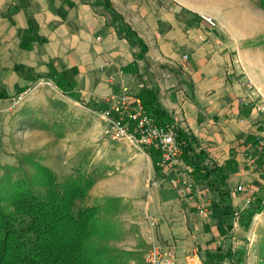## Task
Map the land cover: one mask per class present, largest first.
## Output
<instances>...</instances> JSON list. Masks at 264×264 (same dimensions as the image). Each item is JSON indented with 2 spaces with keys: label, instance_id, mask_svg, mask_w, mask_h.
Segmentation results:
<instances>
[{
  "label": "crops",
  "instance_id": "1",
  "mask_svg": "<svg viewBox=\"0 0 264 264\" xmlns=\"http://www.w3.org/2000/svg\"><path fill=\"white\" fill-rule=\"evenodd\" d=\"M93 1L0 0V118L45 138L36 150L52 147L54 128L71 145L101 140L102 123L87 112L108 108L119 85L107 76L131 67L122 78L131 100L154 89L173 124L196 139V165L182 156L184 167L161 174L149 147L101 140L97 155L112 166L84 203L117 200L111 218L118 248L130 254L126 264H144L154 243L173 245L180 260L194 249L205 264H257L249 252L264 226V129L240 83L250 79L254 97L264 98V10L256 0H108L146 46L137 59L140 48L118 36ZM71 69L72 96L50 79ZM54 100L77 106L78 116L52 128L47 116L34 114L38 102L52 112ZM256 207L263 208L247 219Z\"/></svg>",
  "mask_w": 264,
  "mask_h": 264
},
{
  "label": "trees",
  "instance_id": "2",
  "mask_svg": "<svg viewBox=\"0 0 264 264\" xmlns=\"http://www.w3.org/2000/svg\"><path fill=\"white\" fill-rule=\"evenodd\" d=\"M258 2L264 10V0ZM93 5L102 7L110 15L118 36L130 46L139 47L136 58H142L146 46L110 2L94 0ZM28 22L31 27V18ZM73 74L71 69L50 79L64 94L72 96ZM136 98L155 123L174 130L183 159L196 165L191 156L196 139L173 124L159 106L155 90L143 88ZM147 151L156 161L158 151L154 148ZM23 162L32 167L31 175L22 169ZM6 170L0 179V264H126L130 254L111 245L119 237L117 225L110 217L117 200L110 198L92 206L84 203L97 179L95 173H77L60 181L31 156H23L16 167L9 166ZM262 208L246 212L247 219L260 213Z\"/></svg>",
  "mask_w": 264,
  "mask_h": 264
},
{
  "label": "rangeland",
  "instance_id": "3",
  "mask_svg": "<svg viewBox=\"0 0 264 264\" xmlns=\"http://www.w3.org/2000/svg\"><path fill=\"white\" fill-rule=\"evenodd\" d=\"M256 1H257V5L259 6L258 0ZM108 77L109 76H107L108 82L112 84L108 79ZM122 78H123V74L120 77L116 76L115 83H117L118 85L119 83L121 85H125V82ZM119 92L120 89L117 94H119ZM72 100L77 101L78 99L74 98ZM37 104H38V109H36V112L34 114H36V116L39 115L40 117L47 116L49 118V121H51L50 123L51 127L54 125V123H57L56 120H59L60 118L68 117L70 115L78 116L77 106L72 105L68 108L67 104H64L57 100H54V102L49 106L52 112H48L47 108L46 109L44 108L45 105L43 103L38 102ZM89 110L90 112H87L88 117L89 116L95 117V119L97 120L99 119L102 123L101 140H105L109 143L115 142L110 140V138H108L104 134L105 123L100 119V113L104 109L100 110V108L98 109L94 108L92 110L91 109ZM71 121L75 126L77 125L76 120L71 119ZM87 128L88 129L90 128V124ZM47 129L48 127L44 129V132L48 136ZM61 131L62 130H60V132ZM50 133L54 135V139H55L52 147L50 148V146L46 144V146H43L42 149L36 150V145H40L39 141L41 142L45 140V138L42 139L41 137H37L36 139L31 137L30 132L23 131L20 127V123L14 120V118H12L11 121L5 118H0V179L2 175L7 171L6 167L9 166L16 167L18 165V161L21 160L23 156H31V158L35 162H38L40 165L49 168L60 181L64 180L69 176L76 175L77 173L80 174L95 173V175H97V179H99L106 176L107 172H109L106 171V169L111 168L112 166L110 165L111 158L110 159L107 158L105 160V158H100L97 155L100 154L99 151L102 149L100 144L101 142L100 139L95 141V140H90L89 138H87L86 140L85 138L84 144L79 143L78 140H74V145H71L73 141L71 142L69 140L64 142L63 140L58 139L59 130H57V128H54V130L50 131ZM22 169L28 175H31L33 173L32 167L29 166V164H27L26 162L22 163ZM89 205L92 206L91 203ZM251 232L253 233V228L251 229ZM253 234L254 235L250 248L251 252L249 253L252 255V257H256L255 261H257L256 262L257 264H264V226L260 229L258 228L257 231H255ZM120 238L121 237H118L117 239L111 241V245L114 246L115 248H118V246L120 247V243H121ZM118 249L122 250L121 248ZM145 253H144V264H146ZM186 253H184V255ZM176 254H177L178 262L182 263L184 255L180 260V258L178 257V253Z\"/></svg>",
  "mask_w": 264,
  "mask_h": 264
},
{
  "label": "built area",
  "instance_id": "4",
  "mask_svg": "<svg viewBox=\"0 0 264 264\" xmlns=\"http://www.w3.org/2000/svg\"><path fill=\"white\" fill-rule=\"evenodd\" d=\"M201 19L211 26L215 21L206 15ZM184 59L187 57L184 56ZM109 68L105 63L101 70ZM123 74L121 70L109 75L108 79L115 83L116 76ZM241 86L248 93L245 101L249 102L258 114L259 123L264 129V98L254 97L252 93V81L248 78L241 79ZM120 85L119 94L115 95L108 103V108L100 113V119L105 123L104 134L112 141H127L142 147L154 148L159 153L156 166L161 174H166L173 168L182 166V150L179 147L174 130L170 126H162L155 123L143 110L141 102L137 99L132 101L128 87ZM21 99V97H19ZM133 127V131H132ZM237 191L242 187L238 186ZM264 207V197L261 200ZM202 213V212H201ZM176 248L172 245L155 243L145 253L146 264H205L196 250H190L183 256V262L179 263Z\"/></svg>",
  "mask_w": 264,
  "mask_h": 264
}]
</instances>
